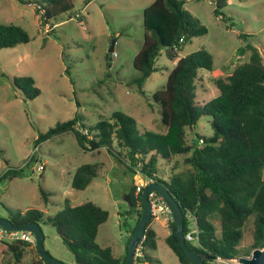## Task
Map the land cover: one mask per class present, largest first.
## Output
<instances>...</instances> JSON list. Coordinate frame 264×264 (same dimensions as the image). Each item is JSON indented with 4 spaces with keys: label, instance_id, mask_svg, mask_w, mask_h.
<instances>
[{
    "label": "rangeland",
    "instance_id": "obj_1",
    "mask_svg": "<svg viewBox=\"0 0 264 264\" xmlns=\"http://www.w3.org/2000/svg\"><path fill=\"white\" fill-rule=\"evenodd\" d=\"M152 1L72 0L69 12L53 18L52 24H45L36 12L35 0H0V23L18 24L30 36L27 43L0 49L1 217L8 218L10 212L24 214L31 209L42 211L46 217L56 213L65 199L72 205L89 200L109 212L96 240L101 245H110L117 254H125L128 230L136 221L135 211L126 213L131 207L126 196L135 175L141 183L144 176L134 174L106 148L84 151L71 132L39 144L35 140L57 122L77 116L89 126L114 111L133 116L139 134L146 130L164 131L160 107L152 93L165 85L176 60L168 59L161 49L155 62L157 70L147 78L143 93L138 92L132 81L139 74L132 62L143 42L142 11ZM183 1L185 10L207 32L184 44L177 57L199 49L207 50L213 57L212 70H199L195 82V101L203 105L219 93L215 79L226 76L248 58L249 51L243 49L246 43L264 51V0H226L218 16L213 12L215 0ZM239 33L248 35L241 38ZM113 41V51L109 52ZM19 76H32L40 94L33 99L26 97L12 82ZM209 121L210 117L203 115L193 128L186 130L189 144L191 139L196 142L197 136L212 134ZM113 149L125 153L115 144ZM176 159L181 164L182 157ZM84 163H99L100 169L86 188L75 189L71 187L72 175ZM156 164L159 176L166 178L169 173L166 161L158 159ZM8 168L21 170V174L1 177ZM40 188L47 194L46 202ZM212 222L220 236L219 218H213ZM39 224L47 252L66 264H75L71 250L56 229L48 223ZM253 225L250 217L243 227L238 254L228 259L230 264H239L237 257L248 256L244 251L252 244ZM156 254L162 264H179L164 242H158ZM37 258L31 245L21 264ZM8 259L9 256L0 255V262Z\"/></svg>",
    "mask_w": 264,
    "mask_h": 264
},
{
    "label": "trees",
    "instance_id": "obj_2",
    "mask_svg": "<svg viewBox=\"0 0 264 264\" xmlns=\"http://www.w3.org/2000/svg\"><path fill=\"white\" fill-rule=\"evenodd\" d=\"M215 1L213 12L218 16L226 0ZM35 2L38 6L36 12L45 24H52L53 18L73 8L72 0ZM183 5V0H153L143 9V42L132 62L139 73L132 81L136 83L138 92L143 93L147 78L157 70L155 62L160 50L164 49L168 59L176 60L165 85L152 93L153 100L160 107L164 131L146 130L139 134L133 116L114 111L109 117L89 126L77 116L57 122L40 133L35 143L71 132L84 151L106 148L134 174L139 172L146 179L163 183L183 211L184 233L190 230L187 211H192L197 219L198 241L195 245L192 241H186L187 246L210 256L204 262L212 264L217 256L229 259L238 254L237 246L243 237V227L250 217H253L254 224L253 241L244 254L250 255L253 248L263 245L264 63L257 47L246 43L243 49L249 51L248 58L232 68L226 76L215 79L218 95L203 105L197 104L195 82L198 72L201 69L212 70L213 57L205 49L177 57L184 44L207 32L206 27ZM247 35L239 33L241 38ZM29 41V34L20 25L0 23V49ZM65 72H68L67 68ZM12 82L29 99L40 94L32 76L14 77ZM203 115L210 117L212 134L208 137L197 136V141L191 139L192 143L189 144L186 130L193 128ZM114 144L124 149L125 153L115 151ZM177 156L182 157L181 164L177 162ZM158 159L170 165L167 179L157 175ZM98 169V163L81 164L72 175L71 187L86 188L97 176ZM20 174L21 170L8 168L1 177ZM136 187L130 185L127 193L132 205L126 213L135 211L136 221L125 241L123 255H115L111 246H102L96 240L98 228L107 221L109 212L89 200L71 205L69 199H65L56 213L46 217L42 211L31 209L24 214L10 212L8 219L18 226L30 222L51 224L71 250L75 264H124L128 239L143 211L141 197L144 186L137 192ZM40 193L46 202V192L40 188ZM215 217L220 220V236H217L212 222ZM150 221L151 218L145 226L144 238L140 242L142 255L136 256V264L154 261L146 252L156 247V232L149 226ZM168 228L165 242L179 263L193 264L180 246L172 218ZM30 246L24 240L0 241V255L10 257L0 264H21ZM34 248L38 258L29 264H46L35 245Z\"/></svg>",
    "mask_w": 264,
    "mask_h": 264
},
{
    "label": "water",
    "instance_id": "obj_3",
    "mask_svg": "<svg viewBox=\"0 0 264 264\" xmlns=\"http://www.w3.org/2000/svg\"><path fill=\"white\" fill-rule=\"evenodd\" d=\"M113 48L114 41L111 43L108 51H113ZM259 51L262 58L264 59V51L262 49H260ZM151 192H156L158 195H160L168 206L172 221L175 226V235L187 258L193 264H206L204 260L209 259L210 256L201 254L197 251V249H191L187 246L186 240L184 238V214L179 203L163 183L153 180L145 184L143 187L141 197L143 211L138 223L134 227L128 239L126 247V260L124 264H134L135 250L140 244L141 240L144 238L145 226L152 216V204L149 198ZM126 200L131 206L132 204L128 196H126ZM0 225L11 230H25L31 232L35 239V246L37 248V251L46 264H66L61 260L53 258L45 249L43 245L44 235L39 223L30 222L23 226H18L13 224V222H11L8 218L0 216ZM237 261L239 264H264V240L261 247L253 248L250 255L248 256L237 257Z\"/></svg>",
    "mask_w": 264,
    "mask_h": 264
},
{
    "label": "built area",
    "instance_id": "obj_4",
    "mask_svg": "<svg viewBox=\"0 0 264 264\" xmlns=\"http://www.w3.org/2000/svg\"><path fill=\"white\" fill-rule=\"evenodd\" d=\"M78 16L79 15L76 14V17H78ZM113 53H114L113 55H116L115 52H113ZM86 131H87L86 129H83V132L87 133ZM151 180L152 179H147V181L144 184L138 185L136 187L137 191L140 190L141 186H144L145 184H147ZM149 198H150L151 204H152V216L164 215V216L171 217L170 210L160 195H158L156 192H151L149 195ZM186 219L189 223L190 230L187 233H184V238L186 241L197 242L198 241L197 219L194 216L192 211H187ZM3 240H9V241H11V240H24V241H27L28 243H30L31 245H35V239H34V236L31 232L25 231V230H11V229L4 228L3 226L0 225V241H3ZM141 255H142V250H141V246L139 244V246H137V248L135 250L134 264H136L135 263L136 256H141ZM212 264H230V263L228 261V258H222L220 256H217V257H215Z\"/></svg>",
    "mask_w": 264,
    "mask_h": 264
},
{
    "label": "crops",
    "instance_id": "obj_5",
    "mask_svg": "<svg viewBox=\"0 0 264 264\" xmlns=\"http://www.w3.org/2000/svg\"><path fill=\"white\" fill-rule=\"evenodd\" d=\"M99 164V163H98ZM100 166V165H99ZM168 166H169V169H170V165L168 164ZM100 169V168H99ZM166 174V173H165ZM157 175L159 176V174H158V172H157ZM142 176H144L143 174H142ZM166 176V178H164V177H160V178H162V179H167V177H168V174H166L165 175ZM135 178H136V180H134L133 181V184L135 185V186H137V184L139 183L140 185H142V184H144L146 181H147V179L144 177V180H143V183H141L140 181H139V176L137 177L136 175H135ZM92 182V181H91ZM129 191V190H128ZM137 192V191H136ZM71 203V202H70ZM72 205V204H71ZM162 217H163V219H162ZM165 218V219H164ZM169 217L168 216H164V215H157V216H152L151 217V221H150V223H149V226L151 227V228H153L154 230H155V232H156V247H155V249H147L146 250V252L147 253H149L151 256H152V258L154 259V261H152V262H148V264H154V263H159V264H162L161 263V261H160V259L157 257V254H156V251H158V242H164L165 244H166V242H165V238H166V236L169 234V228H168V222H169ZM106 222V221H105ZM104 222V223H105ZM104 223H102L100 226H99V228H98V233H97V236H98V234H99V231H100V227L104 224ZM130 230H131V227H129V230H128V235H129V232H130ZM167 245V244H166ZM102 246H104V245H102ZM108 246V245H107ZM110 246V245H109ZM168 246V245H167ZM112 248V247H111ZM112 251H113V253L115 254V255H120V253L119 254H117V253H115L114 252V250H113V248H112ZM172 251V250H171ZM177 258V257H176ZM178 260V259H177ZM147 263V262H146ZM180 264V263H179Z\"/></svg>",
    "mask_w": 264,
    "mask_h": 264
}]
</instances>
